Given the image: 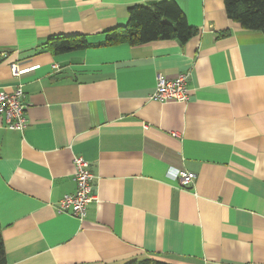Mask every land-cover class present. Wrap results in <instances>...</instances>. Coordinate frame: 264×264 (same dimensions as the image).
<instances>
[{
    "label": "crops",
    "instance_id": "crops-1",
    "mask_svg": "<svg viewBox=\"0 0 264 264\" xmlns=\"http://www.w3.org/2000/svg\"><path fill=\"white\" fill-rule=\"evenodd\" d=\"M155 1L0 0V90L21 84L27 118L0 116L6 264H264V34L223 0H174L198 30L184 43L98 46ZM61 35L89 47L54 54ZM183 72L187 101L151 98ZM75 156L94 175L82 221L57 211Z\"/></svg>",
    "mask_w": 264,
    "mask_h": 264
},
{
    "label": "trees",
    "instance_id": "trees-1",
    "mask_svg": "<svg viewBox=\"0 0 264 264\" xmlns=\"http://www.w3.org/2000/svg\"><path fill=\"white\" fill-rule=\"evenodd\" d=\"M226 15L242 28L258 30L264 34V0H223ZM198 32L174 0H158L148 5H132L128 8V20L105 31V39L98 46L119 43L138 45L154 40L175 39L184 43ZM227 33V31L223 32ZM89 47L83 36H57L47 42L54 54ZM0 264H6L5 250L0 232ZM124 264H170L161 260H131Z\"/></svg>",
    "mask_w": 264,
    "mask_h": 264
},
{
    "label": "built area",
    "instance_id": "built-area-1",
    "mask_svg": "<svg viewBox=\"0 0 264 264\" xmlns=\"http://www.w3.org/2000/svg\"><path fill=\"white\" fill-rule=\"evenodd\" d=\"M10 70L14 77H19L22 73V69L17 63H12ZM187 77V72L179 73L173 79H166L158 75L151 98L159 101H187ZM24 97L25 94L21 84L15 85L10 91L0 90V116L3 117L5 127L9 130L23 131L27 127ZM73 163L75 169L72 180L75 183V191L65 194L59 199L57 211L70 213L82 221L87 213L88 205L94 200L92 184L94 175L89 169V162L82 156H75ZM175 177L179 180L181 186L185 187L194 181L195 174L178 170Z\"/></svg>",
    "mask_w": 264,
    "mask_h": 264
}]
</instances>
